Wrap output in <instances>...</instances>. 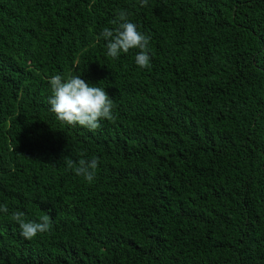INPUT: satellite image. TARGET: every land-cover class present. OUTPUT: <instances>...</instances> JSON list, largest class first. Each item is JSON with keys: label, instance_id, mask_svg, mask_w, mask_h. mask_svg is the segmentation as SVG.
I'll return each instance as SVG.
<instances>
[{"label": "trees", "instance_id": "trees-1", "mask_svg": "<svg viewBox=\"0 0 264 264\" xmlns=\"http://www.w3.org/2000/svg\"><path fill=\"white\" fill-rule=\"evenodd\" d=\"M128 11L151 37L107 56ZM114 120L57 119L50 77ZM99 158L92 182L67 161ZM0 264H264V0H0ZM50 215V231L21 235Z\"/></svg>", "mask_w": 264, "mask_h": 264}, {"label": "clouds", "instance_id": "clouds-1", "mask_svg": "<svg viewBox=\"0 0 264 264\" xmlns=\"http://www.w3.org/2000/svg\"><path fill=\"white\" fill-rule=\"evenodd\" d=\"M141 6H147L148 0H138ZM128 11H118L109 23L111 28L105 27L100 36L106 40L107 56L119 58L121 53H128L130 49H139L135 56L136 64L141 68L150 66L151 53L149 42L151 37L140 32L137 25L129 19ZM51 95L47 102L51 111L61 122L68 125L87 128L95 132L101 128V121L114 120V102L108 92L99 86L90 85L81 76L63 77L60 74L50 77ZM99 166V158H81L78 163L67 161V167L75 174L82 176L87 182H92ZM0 211L8 212L6 204L0 205ZM12 219L19 224L21 235L26 240H32L37 234L51 230L53 221L50 215H42L39 220H25L24 213L17 211Z\"/></svg>", "mask_w": 264, "mask_h": 264}]
</instances>
